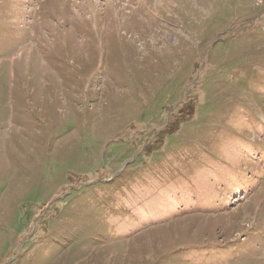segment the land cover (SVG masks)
<instances>
[{"label":"rangeland","instance_id":"obj_1","mask_svg":"<svg viewBox=\"0 0 264 264\" xmlns=\"http://www.w3.org/2000/svg\"><path fill=\"white\" fill-rule=\"evenodd\" d=\"M0 264H264V0H0Z\"/></svg>","mask_w":264,"mask_h":264},{"label":"bare ground","instance_id":"obj_2","mask_svg":"<svg viewBox=\"0 0 264 264\" xmlns=\"http://www.w3.org/2000/svg\"><path fill=\"white\" fill-rule=\"evenodd\" d=\"M261 90H262V89H261ZM225 147H226V146H225ZM225 154H227V153H225ZM224 159H225V158H224ZM225 161H226V160H225ZM231 164H232V163H231ZM229 167H230V166H229ZM92 177H93V176H92ZM202 183H203V182H202ZM201 185H202V184H201ZM152 186H153V185H152ZM205 186H206V185H205ZM198 188H199V187H198ZM152 189H153V188H152ZM147 191H148V190H147ZM199 191H200V190H199ZM202 191H203V190H202ZM205 193H206V192H205ZM212 194H213V193H212ZM205 196H206V195H205ZM179 202H180V201H179ZM162 212H163V211H162ZM162 212H161V213H162ZM161 213H160V214H161ZM183 232H184V231H183Z\"/></svg>","mask_w":264,"mask_h":264}]
</instances>
